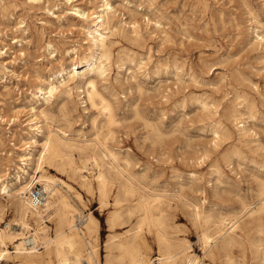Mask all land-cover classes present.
<instances>
[{
  "label": "rangeland",
  "instance_id": "1",
  "mask_svg": "<svg viewBox=\"0 0 264 264\" xmlns=\"http://www.w3.org/2000/svg\"><path fill=\"white\" fill-rule=\"evenodd\" d=\"M104 1L0 0L3 178L15 182L18 165L33 172L19 154L32 140L27 122L34 98L40 95L36 94V86L40 80H53L61 61L73 68V58L78 60V53L90 51L91 13L99 10ZM107 1L118 11L112 20L115 27L110 59L106 60L108 70L97 78V83L114 105L116 123L109 124L97 108L83 102L76 89L72 96L63 93L46 106L48 122L74 137L92 138L101 131L118 153L122 168L132 175L138 192L163 195L172 222L194 231V236L188 237L194 252L203 257L192 222V207L187 202L231 219L242 215L245 205H256L260 197V181L264 180V42L257 39L256 30L264 32V0ZM77 8L86 16L76 13ZM76 82L79 81L72 85ZM243 123L246 130L241 129ZM31 148L37 156L41 145ZM75 158L79 163L86 159L78 152ZM104 159L110 165L111 157L104 155ZM46 168L74 187L59 184L83 216L91 212L98 218V247L104 260L105 244L112 232L107 222L109 209L101 210L97 191L89 193L77 178L58 172L54 166ZM89 168L91 173H85L93 179L97 169L92 163ZM76 191L82 193L84 203ZM116 191L115 184L111 195ZM7 198L1 200L7 202ZM12 216L9 214L6 220ZM80 218L77 222L82 226ZM251 219L244 215L240 224L246 226ZM49 224L54 226L52 220ZM127 227L129 223L119 230ZM14 229L21 227L15 225ZM8 248L14 250V244L9 242ZM156 251L154 247L153 264H158ZM6 261L14 263L12 258Z\"/></svg>",
  "mask_w": 264,
  "mask_h": 264
},
{
  "label": "bare ground",
  "instance_id": "2",
  "mask_svg": "<svg viewBox=\"0 0 264 264\" xmlns=\"http://www.w3.org/2000/svg\"><path fill=\"white\" fill-rule=\"evenodd\" d=\"M117 11L116 6L105 0L99 10L92 12L88 26L90 51L83 55L78 53L79 59L73 58L75 64L73 68L70 64L61 61L54 70L53 80H40L36 86V94L40 95L34 98L30 109L32 114L27 122V133L32 134L30 137L32 140L19 154L23 164L33 168V172H30L26 166L18 165L19 171L15 173V182L3 178L0 174V264H10L6 260L11 258L13 264H153L154 247L157 248L155 260L158 264H264V180L260 181L258 203L256 202L254 206L245 205L243 214L234 217L232 215L231 219L220 215L221 213L218 216L213 211L189 202L190 200L187 202L192 207V222L204 250L202 257L194 252L189 239L190 236H194V231L186 226L174 225L163 195L152 190L147 195L138 192L132 175L122 168L118 153L108 145V139L102 137L101 131L95 132L92 138H82L81 135L70 136L62 128L54 129L50 126L48 122L50 115L46 106L53 98L63 93L72 96L74 89L79 91V96L82 94L80 98L83 102L89 103L105 115L109 124L115 122L113 104L99 90L97 78L105 76L108 70L106 60L110 59V45L113 39L111 34L115 27L112 20ZM76 13L86 16V13L79 9ZM259 31L256 30L257 39L264 42V32ZM75 81L79 82L72 85ZM62 104L60 106L63 107ZM3 120L4 117L0 114V123ZM218 122L220 119L216 123ZM241 126V129L246 128L245 123ZM108 131L111 132L113 129ZM35 145H41L37 156L31 151V146ZM75 152L86 159L79 163L75 158ZM104 155L111 157L110 165L105 161ZM91 163L97 169L93 179L89 175ZM46 166H54L58 172L77 178L81 187L89 193L94 194L97 191L101 210L109 209L107 222L112 232L105 244L104 260L98 247V218L91 212L83 216L80 209L72 202L70 194L63 191L59 184H65L69 189L74 187L63 180L64 178L50 174ZM20 170L23 171L22 174ZM115 184L117 191L115 195H111ZM35 185H41L45 193L49 194L41 204L33 203L28 194ZM5 196H8L7 202L1 200V197ZM76 196L84 203L80 191H76ZM11 213L13 216L7 221L6 217ZM244 215L252 218L246 226L240 224ZM78 218L81 219L82 226L77 222ZM50 220L54 222V226L49 224ZM128 223L130 224L128 229L119 230ZM13 224L19 225L21 230L14 229ZM182 232L187 234L181 236ZM9 242L14 244V250L8 248Z\"/></svg>",
  "mask_w": 264,
  "mask_h": 264
},
{
  "label": "built area",
  "instance_id": "3",
  "mask_svg": "<svg viewBox=\"0 0 264 264\" xmlns=\"http://www.w3.org/2000/svg\"><path fill=\"white\" fill-rule=\"evenodd\" d=\"M45 191L41 188V186H34L30 191L29 195L33 203L41 204L45 199Z\"/></svg>",
  "mask_w": 264,
  "mask_h": 264
}]
</instances>
